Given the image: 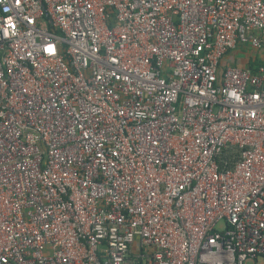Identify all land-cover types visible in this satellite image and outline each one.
Returning a JSON list of instances; mask_svg holds the SVG:
<instances>
[{"label":"built area","instance_id":"obj_1","mask_svg":"<svg viewBox=\"0 0 264 264\" xmlns=\"http://www.w3.org/2000/svg\"><path fill=\"white\" fill-rule=\"evenodd\" d=\"M245 48L264 0H0V264H264Z\"/></svg>","mask_w":264,"mask_h":264},{"label":"rangeland","instance_id":"obj_2","mask_svg":"<svg viewBox=\"0 0 264 264\" xmlns=\"http://www.w3.org/2000/svg\"><path fill=\"white\" fill-rule=\"evenodd\" d=\"M240 53L236 54V58H240L242 61L241 67L245 66V63H247V60H257L255 63H260L262 61L261 57H264V49L262 50H251L249 48H245L242 50H239ZM246 54V55H245ZM238 65V64H237ZM221 224L217 226L219 228Z\"/></svg>","mask_w":264,"mask_h":264},{"label":"crops","instance_id":"obj_3","mask_svg":"<svg viewBox=\"0 0 264 264\" xmlns=\"http://www.w3.org/2000/svg\"><path fill=\"white\" fill-rule=\"evenodd\" d=\"M237 53H240L239 52V50H235V51H233L232 53H231V55H229V57H227V59L228 60H233L234 62H233V64H238V65H242L243 63H242V61H241V59L240 58H236V54ZM246 55V54H245ZM245 65H246V63H245Z\"/></svg>","mask_w":264,"mask_h":264},{"label":"trees","instance_id":"obj_4","mask_svg":"<svg viewBox=\"0 0 264 264\" xmlns=\"http://www.w3.org/2000/svg\"><path fill=\"white\" fill-rule=\"evenodd\" d=\"M257 62V60H247V63L245 66H247L249 69L251 70H256V67L258 66V64H261L262 61L260 63H255Z\"/></svg>","mask_w":264,"mask_h":264}]
</instances>
